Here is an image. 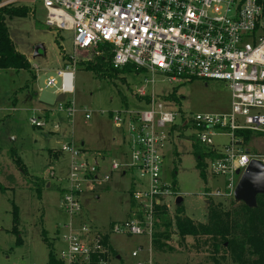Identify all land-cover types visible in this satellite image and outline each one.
<instances>
[{"label":"rangeland","instance_id":"rangeland-1","mask_svg":"<svg viewBox=\"0 0 264 264\" xmlns=\"http://www.w3.org/2000/svg\"><path fill=\"white\" fill-rule=\"evenodd\" d=\"M45 17L46 12L37 6L27 18L7 20L11 39L17 51L30 62L32 74L0 70V264H48L51 249L57 254L65 247L63 238L68 233L66 226L71 223L75 228L91 227L107 237L115 252L111 264H237L226 250L214 256L210 239L180 240L177 234L174 218L179 197L183 199L186 215L199 224L208 222L210 202L222 203L226 210L235 208L234 199L215 196L217 191H223L224 178L214 177L209 168L206 177H201L191 139L194 132L189 127L180 135L173 131L172 142L165 152L162 180L167 185L174 184L176 189L166 200L171 206L169 214L155 228L161 237L159 246L153 244L154 236L112 233L113 227L125 222L130 213L129 191L134 184L131 174L114 175L111 181L104 182L106 172H101L98 182L82 184L83 209L78 218L72 220L61 210L63 196L70 189L73 162L72 155L63 148L73 147L80 153L79 163L88 159L91 165L94 158L107 156L94 152L109 151L113 156L106 158V170L110 161H119L125 135L111 115L126 108L130 111L144 108L143 99L136 97V87L146 89L149 95L154 93L160 101L168 100V110L188 116L229 113L231 94L227 85L217 81L171 85L156 77L154 85H146L144 75L115 74L99 68L90 71L88 67L99 64L101 55L84 51L75 55L73 33L47 27ZM40 45L44 51L34 57L35 48ZM69 65L74 72V91L66 95L61 111L57 102L62 94L58 90L61 80L58 79L55 89L47 88L46 81ZM172 93L176 94L175 101ZM69 104L76 109L71 117L66 111ZM87 113L90 120L86 119ZM33 119L43 127L34 126ZM254 137H262L263 141L251 142V147L264 153V136ZM213 140L214 147L220 150L230 143L226 136ZM11 152L21 158L27 174L16 166ZM36 185L40 186V193L35 190ZM15 206L19 216L18 236L12 233ZM19 239L21 245L17 244Z\"/></svg>","mask_w":264,"mask_h":264},{"label":"built area","instance_id":"built-area-1","mask_svg":"<svg viewBox=\"0 0 264 264\" xmlns=\"http://www.w3.org/2000/svg\"><path fill=\"white\" fill-rule=\"evenodd\" d=\"M37 6L46 12L47 27L73 33L75 55L81 51L110 54L115 70L135 68L136 75L147 77L146 85H154L156 77L171 85L217 81L227 85L231 94L229 113L188 116L168 110L169 101L136 87V97L143 99L144 108H126L111 115L125 135L119 161H110L106 170L107 157L94 158L92 165L88 159L79 163V151L63 148L73 162L70 189L63 196L61 210L72 220L83 209V183L98 182L101 172H106L104 182L114 175L131 174L137 207L112 233L152 238L160 219L157 211L165 208L169 214L171 206L166 200L174 193L173 186L162 180L174 128L182 132L191 128L202 146L217 153L208 167L214 177L225 180L216 197L234 199L240 178L252 161L264 164V153L251 147L256 140L263 141L255 135L264 136V0H5L0 9L23 7L35 13ZM70 68L48 78L46 87L58 88L60 79L59 92L72 93L74 72ZM64 103L59 104L61 111ZM66 111L73 116L75 105H66ZM86 119H91L90 113ZM31 123L43 127L37 120ZM241 132L253 133L247 145L238 135ZM219 136L230 138L222 150L214 147L213 138ZM66 229L65 247L55 253L60 264H111L113 254L99 231L82 225L75 228L73 223Z\"/></svg>","mask_w":264,"mask_h":264},{"label":"trees","instance_id":"trees-1","mask_svg":"<svg viewBox=\"0 0 264 264\" xmlns=\"http://www.w3.org/2000/svg\"><path fill=\"white\" fill-rule=\"evenodd\" d=\"M5 0H0V4ZM32 12L28 8L23 7H3L0 9V70H15V71H28L31 72V64L25 55L19 53L11 39L9 29L7 26L8 19L14 18H27ZM99 64L90 65L88 70L97 71L106 69L111 70L115 74L119 72L136 73L135 68L130 66L123 70H115L112 67V56L105 54L98 57ZM35 81V75H32ZM172 100H176V94L172 93ZM165 101H168L164 99ZM182 133L180 129H175ZM238 135L243 137L244 144H248L253 137L251 132H241ZM193 141L194 154L197 159V169L200 171L201 177L205 178V171L208 170L209 162L217 158V153L202 146L194 134L191 138ZM16 166L24 173L27 174L26 167L21 158L15 152L10 153ZM173 189L175 185L173 184ZM35 190L40 193V186L36 185ZM130 192L131 207L135 209L136 202L133 199L132 190ZM40 196V194H39ZM257 208L251 209L243 203H235V208L226 210L222 203L215 205L210 202L208 208V222L206 224L196 223L194 220L186 215V210L183 205L177 206L174 218V225L180 240L192 237L207 238L212 241L213 255L217 256L221 250H226L232 256L237 264H264V195H260L257 199ZM17 207H14V228L12 233L19 235L16 228L19 220ZM159 218L166 217L168 211L161 208L157 211ZM159 219V220H160ZM160 222L156 224V229L160 226ZM159 232L156 231L153 238V244L160 245ZM45 236V233L43 232ZM104 244L108 246L109 250L114 255L108 243L107 237L103 238ZM18 245L22 244L19 239ZM156 246V247H157ZM51 249V248H50ZM48 264H60L56 257L55 251L51 249L49 254Z\"/></svg>","mask_w":264,"mask_h":264},{"label":"water","instance_id":"water-1","mask_svg":"<svg viewBox=\"0 0 264 264\" xmlns=\"http://www.w3.org/2000/svg\"><path fill=\"white\" fill-rule=\"evenodd\" d=\"M40 51H44L42 45L35 48L34 57H38ZM65 100L66 95L61 94L57 102L63 103ZM237 174L239 175L240 173L238 172ZM260 195H264V164L260 161H252L240 178L234 193V200L236 203H243L249 208L255 209L257 208V199ZM182 203L183 199L179 197L176 201L177 206L182 205Z\"/></svg>","mask_w":264,"mask_h":264},{"label":"crops","instance_id":"crops-1","mask_svg":"<svg viewBox=\"0 0 264 264\" xmlns=\"http://www.w3.org/2000/svg\"><path fill=\"white\" fill-rule=\"evenodd\" d=\"M66 101V100H65ZM45 112H46V110H44ZM46 116H48V115H46ZM123 150H124V148L122 149H119V152L121 153L120 154V157L122 156V152H123ZM90 153V152H89ZM94 153H102V154H104L107 158H111V156H113V155H111V153H109V151H104V150H102V152L101 151H98V152H94ZM91 154H93V153H91ZM48 187H50L49 185H48ZM131 190V189H130ZM132 207H131V202H130V213H129V215H128V218L127 219H129L130 217H131V215H132ZM58 230V229H57ZM111 248H112V250L114 251V248H113V246L111 245V243H110V245H109ZM119 259V258H118Z\"/></svg>","mask_w":264,"mask_h":264}]
</instances>
